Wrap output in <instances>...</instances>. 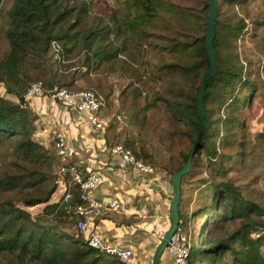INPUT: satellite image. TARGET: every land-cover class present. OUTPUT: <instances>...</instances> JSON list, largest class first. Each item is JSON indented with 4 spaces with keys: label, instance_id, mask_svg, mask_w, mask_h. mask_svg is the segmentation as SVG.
<instances>
[{
    "label": "trees",
    "instance_id": "1",
    "mask_svg": "<svg viewBox=\"0 0 264 264\" xmlns=\"http://www.w3.org/2000/svg\"><path fill=\"white\" fill-rule=\"evenodd\" d=\"M248 1L216 0V67L206 85L203 129L188 172H204L200 186L205 185L207 202L190 215L179 211L178 230L190 234L185 264H264V187L258 201L251 200L229 176L230 165L256 145H249L248 117L254 101L264 99L260 65L241 55L245 35L252 34ZM208 11L207 0H0V45L5 44L0 49V264H124L89 246L84 233L51 222L60 221L67 208L73 213L81 194L71 184L67 206L53 211L58 204L50 202L56 187L52 156L36 134L39 114L64 106L27 107L24 94L37 82L36 103L54 88L101 93L100 81L117 76L130 105L142 100L133 113L140 128L160 114L165 127L157 141L165 150L185 141L175 165L158 164L171 175L185 164L197 134L196 96L208 69ZM255 25L263 28L255 43L264 50V18ZM148 49L161 54L151 70ZM120 142L144 163H158L145 144Z\"/></svg>",
    "mask_w": 264,
    "mask_h": 264
},
{
    "label": "crops",
    "instance_id": "2",
    "mask_svg": "<svg viewBox=\"0 0 264 264\" xmlns=\"http://www.w3.org/2000/svg\"><path fill=\"white\" fill-rule=\"evenodd\" d=\"M115 97L111 94L109 97L111 100L107 99L105 118L109 120V126L103 133L94 130L84 117L66 107H61L59 112L40 113L37 122L42 123L44 132L45 130L51 132V136L40 135L47 149L54 126H57L56 128L64 132L67 143L79 151V155L73 160V165L86 175L92 171L98 173L101 182L90 191L95 199L118 200L120 205L118 211L93 208L86 216L102 241L130 248L133 251V258L134 253L137 256L139 252L136 251L137 246L142 244L144 248H149L147 250L143 248L146 256L139 257L140 262L145 264L152 254L151 247L155 246V241L162 237L160 233L169 226L168 205L173 187L169 182V176L165 178L164 172L157 168L155 172L143 174L119 166L118 157L112 152V147L117 138L118 140L126 138L124 137L126 125L122 128L120 112L115 108L118 103L113 99ZM40 131L38 128L37 132ZM57 161L59 165V159ZM109 167L112 169L110 170ZM55 194L58 195L56 190L52 193V198ZM73 213L75 214V210ZM74 217L76 219L75 215ZM140 238L147 239H143L141 243ZM137 261L133 259L134 264H141Z\"/></svg>",
    "mask_w": 264,
    "mask_h": 264
},
{
    "label": "rangeland",
    "instance_id": "3",
    "mask_svg": "<svg viewBox=\"0 0 264 264\" xmlns=\"http://www.w3.org/2000/svg\"><path fill=\"white\" fill-rule=\"evenodd\" d=\"M107 2L113 4L114 0H106ZM248 12H249V19H248V30L251 31L252 34H247L245 35L243 39V47L241 48V55L243 58H247V61L254 64V66L260 65L261 67V72L264 74V50L260 49V46L257 45L255 42L257 39L260 38V36L263 35V28H258L255 27V23L258 22L259 20L264 18V0H249L248 1ZM255 34V37H252V35ZM4 43H1L0 49L4 46ZM161 57V54L152 51L148 49L147 52V61L149 62V69H152L153 64ZM259 63V64H257ZM250 65L247 68H249ZM150 84L155 85L157 88V82L154 81H148ZM81 83L85 85V81L81 80ZM87 83H89L87 81ZM92 83H95V81H92ZM100 86H101V93L103 94L104 97H106V100L108 101L111 100L109 98L111 94L115 95L116 97L113 99H116L118 102L115 108L120 112L121 115V123H122V128H125L124 125H126L125 128V134L124 137L126 138H121V140H118V138L115 140V144H122L120 141L123 139H131L134 142L135 148H137L138 144L142 143L145 144L146 149L152 152L157 160V164H155L153 167V170L155 172V169L157 168L159 171L164 172L163 175L165 178L169 176L165 171L160 170V167L158 164L161 165H166L168 167H171L172 165L176 164V155L178 151L183 148L185 144V141L183 143H177L173 147L170 148V150H165V148L162 146L157 141V138L159 136V130L162 127H165L164 122L161 120V115H155V116H150L148 122L143 126V129L140 128V123L139 120L136 121V118L134 117L133 113H135V109L141 105V99H139L136 103L135 106L130 105L129 97H125L122 95V90L124 87V81L117 76H109L107 78H104L100 81ZM96 90H98L96 88ZM100 92V90H98ZM3 91H1L2 93ZM113 106V104H112ZM64 107L68 108L69 107L65 106ZM153 109H149L147 111V116L151 114ZM250 117H248V123L250 124V128L252 130V135H250V138L248 139L249 145L251 144H256L252 151L249 152L248 156L243 160V161H238L235 162L234 164L230 165L232 166V170L229 174L231 180L233 181L234 184L238 185L242 191V194L251 200H257L259 199V192L263 189L264 187V99L262 97H258L253 103V106L250 110ZM99 116H104L106 117L107 114L105 111H99L98 112ZM137 119L141 118V114H137ZM120 122V121H119ZM57 126H54L56 128ZM157 127V128H156ZM38 128L41 130L40 132H37L36 134L43 136V134L47 136H51L50 130L47 132L43 131L42 129V123L40 122L38 124ZM120 128V126H119ZM108 129V128H107ZM106 129V130H107ZM54 130V129H53ZM128 131L130 133L128 134ZM53 132V131H52ZM44 137V136H43ZM52 138H53V133H52ZM52 138L48 144V152L52 156L51 161V168L50 171L52 175L58 176V159L56 156V153L54 152L53 146H52ZM113 143V144H114ZM114 144V145H115ZM187 144V143H186ZM113 145V146H114ZM129 148V147H127ZM134 148V147H133ZM134 148V149H135ZM131 150V148H129ZM132 151V150H131ZM162 174V173H161ZM204 178V172L202 171L200 173L199 169L196 170L194 169L192 173H188L185 175L183 181L181 182L182 186V196H181V202L179 204V211L180 213H185L189 212L188 215H190L193 210L197 209L201 204H204L207 202L206 198V189L205 185H201V179ZM57 179V178H56ZM70 189H72V185L69 184L68 186ZM58 192V195L54 196L52 198L51 196V201L55 203L61 199V192L59 190H56ZM69 201L67 202H61L59 201L58 207L54 209L53 211H57L59 209L64 208V204L67 206ZM111 210V209H109ZM114 211V210H112ZM55 213V212H54ZM55 216L53 215H48V218H52ZM61 217V216H60ZM72 220L71 222H62L63 218ZM62 217L60 218V221L57 219L52 220L51 222H59L61 227H63L66 231H71L75 233L77 230L75 228V223L76 219H74V213H72L71 209H65V211H62ZM169 218V216H168ZM72 225V229L69 228ZM74 227V228H73ZM197 227L193 228L196 230ZM165 231L160 233V237L163 236ZM182 235L185 237V241L190 237L189 232L183 229L181 230ZM199 234V233H198ZM199 236V235H198ZM197 236V238H198ZM195 236V239H197ZM143 239L147 238H140V242L142 243ZM160 239V238H159ZM159 240L155 241V246L158 243ZM187 243V242H186ZM155 246L153 245L151 247V253L153 254V251L155 249ZM128 248V247H126ZM138 249H136L137 256L134 253V261H139V257L143 258V256H146V253H144L142 244L140 246H137ZM149 248H144V250H147ZM185 249L187 251V245H181L179 247L180 253H184ZM140 251H143L142 253ZM152 254L150 256V259L147 260L145 264H151V259H152ZM162 261L160 264H176L175 257L170 255L168 252L164 251ZM132 259V260H133ZM137 261V263H138ZM143 264V263H141Z\"/></svg>",
    "mask_w": 264,
    "mask_h": 264
},
{
    "label": "built area",
    "instance_id": "4",
    "mask_svg": "<svg viewBox=\"0 0 264 264\" xmlns=\"http://www.w3.org/2000/svg\"><path fill=\"white\" fill-rule=\"evenodd\" d=\"M36 95H41L40 82L33 83L29 86L24 94L25 106L45 107L46 110L56 109L61 106H67L77 115L85 118L94 130L103 133L109 126V120L99 116L98 112L107 107L106 98L95 89L69 90L67 88H54L46 96H42V100L38 103L35 101ZM52 146L56 156L59 159L58 176L55 179V190L61 192L59 201L67 202L72 198V191L68 187L69 184L77 186L81 192L75 207L77 216L75 228L77 231L84 233L87 237L89 246L98 249L109 255L117 256L124 264H130L132 252L130 249L116 244H107L102 241L99 234L86 219V216L93 208H107L114 211L119 210V202L116 198L95 199L90 191L98 186L101 182L97 172L92 171L84 178L81 169L73 165V160L79 155V151L67 143L66 136L63 131L58 128L53 130ZM112 152L118 157V164L123 168H131L139 173L150 174L153 167L143 161L137 159L132 151L122 144H115ZM111 170L112 168L109 167ZM66 173H68L69 178ZM63 186V192H62ZM54 190V191H55ZM185 237L177 230L174 233L165 251L175 257L176 264H185L187 251L180 253L179 247L185 243Z\"/></svg>",
    "mask_w": 264,
    "mask_h": 264
},
{
    "label": "water",
    "instance_id": "5",
    "mask_svg": "<svg viewBox=\"0 0 264 264\" xmlns=\"http://www.w3.org/2000/svg\"><path fill=\"white\" fill-rule=\"evenodd\" d=\"M207 4L209 7V11L206 18V30L207 35L205 38V50L208 57V69L205 72L201 84L199 86V90L196 96L197 103V134L196 138L191 144L189 156L185 162V164L175 173L169 175V182L173 187V192L170 198V202L168 205L169 210V226L167 230L164 232L163 236L160 238L158 243L155 246L154 252L152 254L151 264H159V260L161 258L162 253L165 251L166 246L171 238V236L176 233L178 230L179 223V203L181 198V179L186 173L189 172L191 167V158L196 149V145L200 139L202 129H203V121L205 117V110L203 105V98L206 91V85L210 77L213 75L215 67H216V59L215 52L213 49V39H214V21L217 15V2L216 0H207Z\"/></svg>",
    "mask_w": 264,
    "mask_h": 264
}]
</instances>
